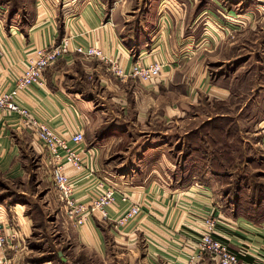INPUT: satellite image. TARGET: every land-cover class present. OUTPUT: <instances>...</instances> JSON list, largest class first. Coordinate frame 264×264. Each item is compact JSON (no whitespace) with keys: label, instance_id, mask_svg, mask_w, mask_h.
<instances>
[{"label":"crops","instance_id":"0c3cea01","mask_svg":"<svg viewBox=\"0 0 264 264\" xmlns=\"http://www.w3.org/2000/svg\"><path fill=\"white\" fill-rule=\"evenodd\" d=\"M209 1L188 23L182 14V3L176 0L165 5L169 20L158 18L159 1L147 3L142 16L136 12L128 14L127 6L117 10V4H109L105 8L103 0L0 3V9L5 11L4 22L0 21V92L13 87L33 51L58 44L64 37H71L73 46L97 47L125 72L135 63L163 65L160 77L148 84L129 77L116 78L108 65L97 59L68 55L45 70L40 86L20 92L16 99L20 107L65 140L77 131L84 135L79 146L70 143L82 158L83 171L76 173L67 164L64 167L76 181L74 198L78 202L95 198V186L100 181L128 198L123 203L116 195L106 220L92 216L74 230L79 247L91 251L99 260L112 246L127 258L140 252L144 264H188L192 253L190 239L203 232V220L208 216L220 219L214 232L217 240L234 252L249 250V256L240 257L241 261L263 259L264 223L229 214L228 207L217 200L204 180L196 175L186 178V174L177 172L176 164L166 157L169 150L165 143L159 142L165 136L162 127L166 119L180 118L184 105L178 99L165 100V92L177 90L172 78L177 70L171 65L173 39L187 36L186 42H199L208 38L210 34L198 31V25L205 21L211 26L218 19L211 15L214 6L213 0ZM221 10L227 11L225 27L234 34L240 32L244 25L241 16L234 10ZM145 131L150 132L152 141L136 146L134 136H144ZM24 137L35 150L40 149L35 137L20 128L17 115L0 111V182L12 185L23 176L20 142ZM128 140L132 142L127 143ZM121 153L124 159L115 163L112 156L120 157ZM180 169L187 173L186 166L185 170ZM193 169L196 171L195 165ZM132 204L140 205L142 213L124 227L114 229V222ZM219 205H223L221 210ZM25 209L26 205L18 203L9 210L0 205V223L10 235L4 254L12 264L35 261L31 256L32 221L24 215ZM46 260L38 264H51Z\"/></svg>","mask_w":264,"mask_h":264},{"label":"rangeland","instance_id":"374dc122","mask_svg":"<svg viewBox=\"0 0 264 264\" xmlns=\"http://www.w3.org/2000/svg\"><path fill=\"white\" fill-rule=\"evenodd\" d=\"M8 1L10 5L17 2L0 0V3L8 5ZM103 1L105 8L109 4H117V10L127 6L128 14L136 12L137 16L144 15L147 3L159 1L158 18L166 20H169L166 15L169 11L165 5L173 2ZM176 1L185 5L181 4V10L187 23L210 2ZM211 3L214 6L211 15L218 16L214 22L216 28L205 21L198 25V31L210 34L208 38L199 42H186L187 36L173 39L171 65L177 70L172 78L177 90L165 92V100L178 99L184 105L180 108V118L166 119L162 127L165 136L159 142L165 143L169 150L166 157L176 164L177 172L186 174V178L196 175L204 180L217 200L228 207L229 214L240 215L256 224L264 223V0H213ZM221 8L234 10L241 16L244 25L240 32L234 34L225 27L227 11ZM0 10L1 21L5 11ZM249 20L253 23L248 25ZM145 132L144 136H134L136 146L149 145L152 141L150 132ZM39 148L35 150L28 137L21 139L23 176L12 185L0 182V205L8 210L15 203L26 205L24 215L32 221L33 228L30 242L34 264L44 259L51 264H68L61 258L68 259L69 264H144L140 252L127 258L109 246V253L99 260L91 251L79 247L73 234L83 223L78 224L79 219L70 220L67 212L63 213L48 155ZM124 157L115 155L112 160L119 163ZM185 166L187 173L180 169L185 170ZM223 205H219V210ZM215 219L218 224L220 219ZM197 264L214 263L206 257Z\"/></svg>","mask_w":264,"mask_h":264},{"label":"built area","instance_id":"2783aa9c","mask_svg":"<svg viewBox=\"0 0 264 264\" xmlns=\"http://www.w3.org/2000/svg\"><path fill=\"white\" fill-rule=\"evenodd\" d=\"M68 55H77L85 59H97L108 65L112 75L116 78H133L141 83H152L157 80L162 72L163 65L154 62L148 65L135 63L128 72H125L118 63L103 55L95 46L82 47L73 46L71 37H64L58 44L37 49L31 53L26 60V68L22 75L17 78L13 87L6 92H0V111L15 114L20 119V128L30 132L36 142L48 155L49 163L53 169V185L57 197L66 209L69 219H79L82 224L89 217L95 216L99 219L108 218V209L115 205L116 195L121 202H128V198L115 188L107 187L103 181L96 183L97 196L87 203L78 202L74 198L76 181L69 176L65 165H69L76 173L83 171L81 156L74 151L70 143L79 146L84 141V135L77 131L69 140H65L56 134L47 124L38 121L28 110L20 107L16 102L18 94L33 86H40L45 70L54 66L60 59ZM142 213V207L137 204L130 205L123 214L114 222V229L122 228L135 220ZM204 230L198 236L190 239L192 246L188 264H197L209 258L214 264H264V256L261 262L246 263L240 257L249 256V250L241 248L238 252L230 248L214 237L216 229L215 217L204 218ZM4 226L0 223V264H12V261L4 254L5 247L10 235L6 233ZM13 236V231L11 232Z\"/></svg>","mask_w":264,"mask_h":264}]
</instances>
